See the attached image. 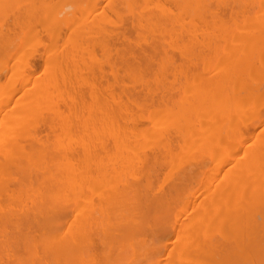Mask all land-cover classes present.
<instances>
[{
	"label": "bare ground",
	"instance_id": "obj_1",
	"mask_svg": "<svg viewBox=\"0 0 264 264\" xmlns=\"http://www.w3.org/2000/svg\"><path fill=\"white\" fill-rule=\"evenodd\" d=\"M0 264H264V0H0Z\"/></svg>",
	"mask_w": 264,
	"mask_h": 264
},
{
	"label": "snow or ice",
	"instance_id": "obj_2",
	"mask_svg": "<svg viewBox=\"0 0 264 264\" xmlns=\"http://www.w3.org/2000/svg\"><path fill=\"white\" fill-rule=\"evenodd\" d=\"M129 75L133 76L134 78H140L141 74L140 73H129ZM131 82V81H129Z\"/></svg>",
	"mask_w": 264,
	"mask_h": 264
}]
</instances>
